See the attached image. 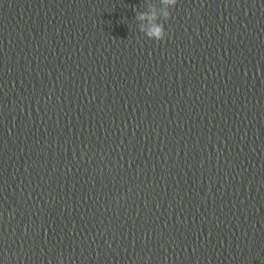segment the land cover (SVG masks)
<instances>
[{"label": "water", "instance_id": "95a60500", "mask_svg": "<svg viewBox=\"0 0 264 264\" xmlns=\"http://www.w3.org/2000/svg\"><path fill=\"white\" fill-rule=\"evenodd\" d=\"M0 0V264H264V0Z\"/></svg>", "mask_w": 264, "mask_h": 264}, {"label": "clouds", "instance_id": "9594fccd", "mask_svg": "<svg viewBox=\"0 0 264 264\" xmlns=\"http://www.w3.org/2000/svg\"><path fill=\"white\" fill-rule=\"evenodd\" d=\"M179 0H161L165 11L161 14L156 8L141 12L138 16L139 31L148 39L163 41L167 37L165 22L171 18L172 9L176 8Z\"/></svg>", "mask_w": 264, "mask_h": 264}]
</instances>
